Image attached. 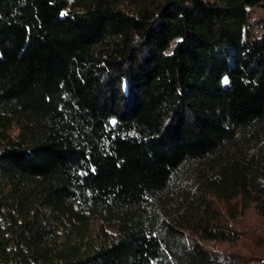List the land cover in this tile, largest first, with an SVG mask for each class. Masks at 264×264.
Segmentation results:
<instances>
[{"label": "trees", "instance_id": "trees-1", "mask_svg": "<svg viewBox=\"0 0 264 264\" xmlns=\"http://www.w3.org/2000/svg\"><path fill=\"white\" fill-rule=\"evenodd\" d=\"M253 8L0 0V264H264Z\"/></svg>", "mask_w": 264, "mask_h": 264}, {"label": "rangeland", "instance_id": "rangeland-1", "mask_svg": "<svg viewBox=\"0 0 264 264\" xmlns=\"http://www.w3.org/2000/svg\"><path fill=\"white\" fill-rule=\"evenodd\" d=\"M252 20H256L258 18L264 19V12L261 9L253 8L252 9ZM254 31L257 33L260 30V26L257 25L254 22ZM243 224H245L246 227H248L250 230L254 231L251 233V239H246V245L249 244V242H256V244L261 248L264 249V229L261 226V223L259 221V218L253 210L250 208L246 210V214L241 220ZM250 237V236H248ZM215 247V246H214Z\"/></svg>", "mask_w": 264, "mask_h": 264}, {"label": "snow or ice", "instance_id": "snow-or-ice-1", "mask_svg": "<svg viewBox=\"0 0 264 264\" xmlns=\"http://www.w3.org/2000/svg\"><path fill=\"white\" fill-rule=\"evenodd\" d=\"M64 13H62V15H63ZM225 83H227V80H225Z\"/></svg>", "mask_w": 264, "mask_h": 264}]
</instances>
